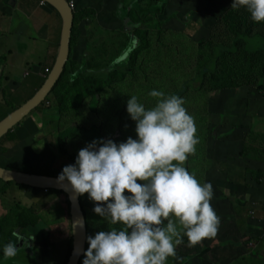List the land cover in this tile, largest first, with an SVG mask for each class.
<instances>
[{"label": "rangeland", "instance_id": "1", "mask_svg": "<svg viewBox=\"0 0 264 264\" xmlns=\"http://www.w3.org/2000/svg\"><path fill=\"white\" fill-rule=\"evenodd\" d=\"M67 1L71 4L72 13L77 16L72 19L65 69L74 72L78 66H83L85 74L94 72L93 64L98 63L96 74L105 78L103 67L108 56L117 55L128 41L127 35L132 34L131 31L128 34L123 31L121 10L137 0ZM151 2L138 1L142 7ZM230 4L231 0H167L163 12L156 17L151 16L144 23L139 33L142 40L139 55L129 63L133 69L132 75L122 73L120 81L114 79L101 82L115 84L109 91L102 90L104 99L101 101V111L108 113L105 120L111 121L112 126L108 124L104 127L101 139L123 142L118 133L122 130L114 129L115 124H120L122 119L128 121L123 124L128 131L127 136L135 139L134 122L125 111L128 96L136 95L138 102L144 104L145 108L152 107L155 98L150 97L148 92L156 89L167 94L170 87L171 90L175 88L177 82L170 85V81L174 76H180V79L183 77L179 74V67L182 65L190 69L189 75H194L206 65L210 57L209 43L217 37L226 40L223 32L230 35L236 30H245L250 34L256 29L264 31V22H253L243 7L232 9ZM59 25L61 29L57 13L39 0H0L1 119L7 113L3 98L19 106L37 91L35 89L42 82L43 69L52 66L57 53ZM220 29L226 31H217ZM155 31L162 32L158 39L155 38ZM221 33L222 36H219ZM50 35L54 44H51V50L43 41L50 38ZM32 38L42 40L34 42ZM163 46L169 49L168 52H164ZM82 59L84 62H81ZM238 59L235 61V73L229 76L230 84L238 85V79H248L249 84L264 85V79L258 77L264 60L258 58L249 61L247 56H240ZM32 61L34 65L29 67L28 64L31 65ZM215 69L216 81L208 78L205 80L203 96L189 94L191 101L199 103V110L190 114L199 142L195 145V152L188 158V171L198 182L211 183L213 196L210 205L220 223L214 237L203 238L193 246H189L188 242L176 245L175 256L168 257L166 264H264V211L261 212L264 210V161L256 158L260 151L264 153V139L258 136L264 135V88L263 93L243 88L211 93L213 88H218L225 80L221 77L226 71L225 67L219 64ZM23 72L27 73L26 76H23ZM144 77L148 81L146 85L141 84ZM56 102V97L49 94L20 121L21 136L25 138L21 143L6 138L7 134L0 139V150L4 152L0 154V162H11L15 170L22 169V163L43 168H50L55 164L58 160L56 127L64 117L52 112ZM248 133L257 137L249 138ZM67 146L68 152L73 153L74 162L77 151L85 145L77 146L74 143ZM21 149L19 153L12 152V156L6 155L9 150ZM8 169H11L10 166ZM2 185L0 182V186ZM19 187L22 189L16 191L14 196L0 193V219L13 209V205L1 206L5 201H18L21 207L33 206L43 217L47 216L48 220L51 215L66 207L63 196L56 199L52 198V192L47 195L41 189L35 190L24 185ZM79 202L87 214L86 236L94 235L97 231H107L111 227L92 212L94 205L87 199V193L79 195ZM236 202H240L242 207L237 206ZM236 213L248 220L246 239L241 237L243 234L236 225ZM8 214L14 212L10 211ZM14 232L25 237L33 236L29 242L31 245L36 242L34 244L39 249L36 254L39 264H49L50 257L58 264L60 261L63 263L67 245L60 241L64 237L68 240L71 233L67 220L48 226L41 223L26 230L17 227L13 229ZM12 237L14 238L13 234ZM13 238L10 241H14ZM238 239L241 241L238 246H232L228 241ZM15 246L18 247V242ZM48 246H52L53 250L56 248L55 253L59 255L55 256L53 250L51 253ZM59 247H62V252ZM86 248L85 241L84 250ZM82 259L83 254L77 264H81ZM24 261L22 252L17 250L14 257L0 259V264H24Z\"/></svg>", "mask_w": 264, "mask_h": 264}, {"label": "clouds", "instance_id": "2", "mask_svg": "<svg viewBox=\"0 0 264 264\" xmlns=\"http://www.w3.org/2000/svg\"><path fill=\"white\" fill-rule=\"evenodd\" d=\"M241 7L253 22H264V0H231L230 8ZM148 95L155 98L150 108L136 95L126 100L135 139H93L57 175L75 195L87 193L92 212L111 225L85 237L81 264H166L182 234L189 246L216 235L220 220L210 205L212 185L198 182L183 166L199 142L183 97L156 89ZM13 236L0 247L5 259L16 255L17 242L31 247L33 236Z\"/></svg>", "mask_w": 264, "mask_h": 264}, {"label": "trees", "instance_id": "3", "mask_svg": "<svg viewBox=\"0 0 264 264\" xmlns=\"http://www.w3.org/2000/svg\"><path fill=\"white\" fill-rule=\"evenodd\" d=\"M138 1L139 0L134 1L132 5H126L121 10L123 31L126 32L127 34L129 31H131L132 34L127 35L128 41L123 44L122 48L120 49L117 55L108 56L107 61L103 67L105 78L98 77V75L96 74L97 72L96 66L98 63H94L93 64L94 67H92L93 65L91 66L92 68L95 69L94 72L90 71L89 73L86 72L85 74L83 73L85 69V67L83 66H78V68L74 72L66 71L64 66L60 77L58 78L52 89L49 91L48 95L53 94L57 100L55 106L53 107L52 112L57 113L60 116L62 115L64 116L59 120L56 127L57 129L56 145L58 151V158H57L58 160L55 161V164H52L50 168H43L30 163H22L21 166L22 169H18V170L21 171L23 170V172L26 173L57 176L60 173L62 167L73 163V153L68 152V146H67L68 144L71 145L75 143V145L77 146L78 145L82 146L83 144L85 145L86 143L91 142L93 139H101L100 135L104 131V127L107 126L108 124L112 126L111 121L105 120L108 113L104 110L101 111V105L103 106V103H101V101L102 99H104L102 90L105 89L106 91H109L115 86V84L113 85L107 82H103V83L101 82L103 80H107L109 82L110 80L113 81L114 79L116 81H120L122 79V73L132 75L133 69L132 66L129 65V63L135 60V58L139 55L140 44L142 42L139 36L140 30L144 26V23L150 20L151 16L156 17L159 14H161L163 12L165 4L167 3V0H151L152 1L151 3H149L147 6L142 7L139 5ZM76 16L77 15L73 13V19H75ZM217 31H226V29H220ZM263 33L264 31H261L259 29H256L251 34L245 30L244 31L236 30L233 31V33L230 35H227L226 32H223V36L226 38V40L222 39L221 37H217L216 39H214V41H211L209 43L210 57L208 58L206 65L198 69L194 75L188 74L189 72L188 70L190 69L189 68L187 69L185 65L180 66L179 69L181 70L179 74L183 77L180 79V76H174L171 79L170 85L173 84L174 82H177V85L172 90L170 87V90L167 92L166 95L175 94L177 96L183 97L184 100L183 106L185 107L189 115L194 113L195 111H198L199 103L196 100L191 101L192 97H190L189 94L196 93L194 95L203 96V93L205 91L204 89L205 80L208 78V80L212 79L213 81H216L217 75H215L216 73L215 68H217L219 64H221V66L225 67L226 69L225 73L221 74V77H224L225 80H227V82L225 80L222 81L223 83L218 88H213L211 90V93L215 91L228 90L234 88L238 90L242 88L244 90L246 89L249 91L256 90L259 93H263L262 89L264 88V85L249 84L248 79H238L240 82L238 85L236 84L231 85L230 77H229L231 73H235L236 71L235 68L237 67V62L235 61L240 56L243 57L247 56L249 61H253V60L255 61L258 58L264 60ZM161 34H162L161 31H155V36H156L155 38L158 39L159 35ZM219 36H222V33ZM168 50H169L168 48L164 47V52L165 51L168 52ZM81 62H84L83 59ZM50 67L51 65L45 68L50 69ZM43 73L41 75V79H42L41 84L43 83L47 75V73L45 72ZM67 75L68 78H66ZM258 77L264 79V61L260 67V72ZM67 79H68V84L66 85ZM147 82L148 81L146 80V77H144V80L141 82V84L146 85ZM193 82H196L197 84L193 85L192 84ZM41 84L38 86V88L41 86ZM37 89H35V91ZM3 101L5 105H7L6 108L7 115L10 114L15 109H17L19 106H21V104L19 106H15L11 104V102L5 100L4 98ZM204 109H207V107L205 108L204 106ZM6 114L5 116H7ZM1 118L0 121L2 120ZM127 122H128L127 120L125 121L122 119L121 123L118 124L117 122L114 128L115 130L116 128L119 131L122 130L120 132L118 131L116 132L119 133V137L123 141L128 137L127 136L128 131L125 130V127L123 126V124ZM20 124L21 123H18L13 127V129L9 130L6 133L7 135L5 134L7 136L6 138H9L10 140H14V139L18 140L19 143H21V141H24L25 138H22L21 136L22 131L20 129ZM5 135L3 136V138L5 137ZM247 136L249 138L257 137V135L253 133H248ZM258 136L260 137V139H264V135L261 136L258 135ZM20 151H22V149L9 150L7 151L6 155L12 156L14 154L12 152L19 153ZM1 153L4 154V152L0 150V154ZM263 155H264L263 151L262 152L260 151L256 155L257 160L264 161ZM189 156L190 155H188V158ZM188 158L183 164V166L186 168L187 171H188ZM7 163L8 164H4L0 162V166L5 168H8L10 166L11 169H14V167L11 165V162L7 161ZM0 182L3 183V186L0 187V193L6 192L8 186L11 183H15V182H5L2 179H0ZM15 184L22 186L17 183ZM28 187L33 188L35 190L40 189L36 187H30V186ZM51 192L54 193V196L52 198L58 199L59 196H63L66 207L64 209H60L54 215H51L50 220H48L47 216H45L46 218L43 217L41 212L34 209L33 206L21 207L20 204L18 203L14 204L12 207L13 209L10 210L13 211L14 214H8L10 212L8 211L7 214L0 219V247H2L3 245L7 244L10 240H12L13 229L17 227L26 230V228H35L38 224L41 223L43 224L45 223L46 226H48V225H54L55 223H60L63 220L64 221L67 220L69 232L71 231L69 201L66 194L63 193L62 191L55 189H47V191L44 193L49 195ZM236 204L240 208L242 207V204L240 202H236ZM249 207L251 206L249 205ZM81 208L84 213V218L86 219V228H88L86 211L83 209V207ZM237 215L238 213H236V216ZM235 221H237V223L236 222L235 223L238 226L239 231L243 234V236L241 237L242 238L245 237L246 239L247 237L245 236V228L248 220L245 219L244 217H241V215H238V217L235 218ZM239 239L238 241H234V242L232 240H228V241L230 244H232V246H238L241 243ZM182 241H183L182 243L188 242L186 237H183V234H182ZM248 241H251V239H248ZM66 248L67 251L62 264H66L68 256L70 254L71 233H69Z\"/></svg>", "mask_w": 264, "mask_h": 264}, {"label": "water", "instance_id": "4", "mask_svg": "<svg viewBox=\"0 0 264 264\" xmlns=\"http://www.w3.org/2000/svg\"><path fill=\"white\" fill-rule=\"evenodd\" d=\"M52 7L61 20V29L57 53L53 64L41 86L32 97L22 103L17 109L0 121V139L15 125L27 116L32 109L38 106L47 96L58 78L67 60L70 45V33L73 13L67 0H41ZM57 176H47L26 173L19 170L8 169L0 166V179L5 182H15L20 185L36 187L40 189H55L66 194L69 201V214L71 222V250L66 264H77L83 254L86 237V225L84 213L79 202V196L75 195L67 182L58 183ZM82 222V226H81Z\"/></svg>", "mask_w": 264, "mask_h": 264}, {"label": "crops", "instance_id": "5", "mask_svg": "<svg viewBox=\"0 0 264 264\" xmlns=\"http://www.w3.org/2000/svg\"><path fill=\"white\" fill-rule=\"evenodd\" d=\"M52 9V8H51ZM51 11V10H50ZM49 13H51V12H49ZM57 34H59L60 35V25H59V28H58V31H57ZM50 38H48L47 40H43L44 42H45V45H46V47L48 46V48H49V50H51L50 49V47H51V44L52 45H54L52 42H53V40H52V35H50L49 36ZM33 39V41L34 42H36V41H41L42 39H36V38H32ZM53 39H54V37H53ZM32 64L30 65V64H28V66L30 67V66H32V65H34V62L32 61L31 62ZM24 71V70H23ZM25 73L26 72H23V76H26L25 75ZM3 186V185H2ZM2 186H0V187H2ZM20 189H22V187H19V185H16L15 183H11L9 186H8V188L6 189V192H4V193H7L8 195H13L14 196V193L16 192V191H18L19 192V190ZM29 191L27 190V193H28ZM13 201H17L16 199H12ZM16 203H18V204H20V206H21V203H19L18 201L16 202ZM16 203H14V202H8L7 203V201H5V202H2L1 203V206H7V207H11V205H14V204H16ZM26 207V206H25ZM263 211V210H262ZM261 211V212H262ZM7 212V211H6ZM7 214V213H6ZM5 214V215H6ZM1 216V215H0ZM14 239V238H13ZM62 239V238H61ZM65 240V241H64ZM56 242H59V241H56ZM61 244L63 243V242H65L66 243V245H67V242H68V240L67 239H65V237H64V239H62L61 241ZM21 243H23L22 241L21 242H18V249L17 250H19V252L21 253L22 252V257H23V260H25L24 261V264H39V262H38V259H37V257H36V254L38 253V251H39V249L37 248V246L34 244V243H36V242H34L32 245H31V247H27V248H24V245L22 244L21 245ZM30 243V242H29ZM52 246L54 247V243L52 244ZM52 246H48V249L51 251V253H52V250H53V247ZM45 249V248H44ZM58 249H60V252H62L63 251V249H62V247H59ZM46 250V249H45ZM25 252L27 253V254H25ZM56 252V248H54V250H53V253L55 254V256L56 255H59V254H57V253H55ZM50 253V254H51ZM0 259H4V257H3V255H2V253H0ZM9 261H11V260H9ZM49 264H58V263H56L55 261H53L52 260V258L50 257V261H49ZM59 264H62V262L60 261L59 262Z\"/></svg>", "mask_w": 264, "mask_h": 264}, {"label": "built area", "instance_id": "6", "mask_svg": "<svg viewBox=\"0 0 264 264\" xmlns=\"http://www.w3.org/2000/svg\"><path fill=\"white\" fill-rule=\"evenodd\" d=\"M40 3H41V4H43V2H40ZM70 5H71V4H70ZM49 70H50V69H48V68H45V69H44V72H45V73H48V72H49ZM43 191H44V192H46V191H47V189H43Z\"/></svg>", "mask_w": 264, "mask_h": 264}]
</instances>
